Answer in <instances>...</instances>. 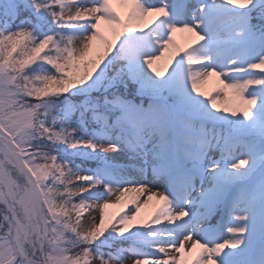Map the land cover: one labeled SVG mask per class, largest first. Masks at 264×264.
Returning <instances> with one entry per match:
<instances>
[{
    "label": "snow or ice",
    "instance_id": "6c2138e0",
    "mask_svg": "<svg viewBox=\"0 0 264 264\" xmlns=\"http://www.w3.org/2000/svg\"><path fill=\"white\" fill-rule=\"evenodd\" d=\"M130 257L264 264V0H0V264Z\"/></svg>",
    "mask_w": 264,
    "mask_h": 264
},
{
    "label": "rangeland",
    "instance_id": "374dc122",
    "mask_svg": "<svg viewBox=\"0 0 264 264\" xmlns=\"http://www.w3.org/2000/svg\"><path fill=\"white\" fill-rule=\"evenodd\" d=\"M128 198H130V197H128ZM113 199H114V197H113ZM153 203H155V202H153ZM128 207H129V208H134V205H131V203H129V204H128ZM107 211H109V212H111V211H116V209H108ZM125 211H127V209H125ZM144 211H146V210L142 209V214L144 213ZM96 216H97V219H98V216H99V213H98V212L96 213ZM132 259H134V257H130V258L126 261V264H131Z\"/></svg>",
    "mask_w": 264,
    "mask_h": 264
},
{
    "label": "bare ground",
    "instance_id": "6f19581e",
    "mask_svg": "<svg viewBox=\"0 0 264 264\" xmlns=\"http://www.w3.org/2000/svg\"><path fill=\"white\" fill-rule=\"evenodd\" d=\"M131 205H133V204H131Z\"/></svg>",
    "mask_w": 264,
    "mask_h": 264
}]
</instances>
